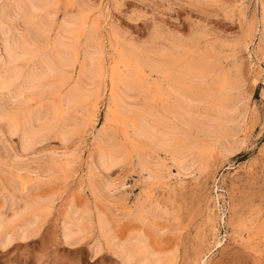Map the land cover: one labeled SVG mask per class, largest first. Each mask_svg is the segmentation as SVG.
Instances as JSON below:
<instances>
[{
  "label": "rangeland",
  "instance_id": "obj_1",
  "mask_svg": "<svg viewBox=\"0 0 264 264\" xmlns=\"http://www.w3.org/2000/svg\"><path fill=\"white\" fill-rule=\"evenodd\" d=\"M0 1L2 2H0L1 6L3 5V2L7 6H9L13 2L12 0ZM51 1H45V6L48 11L53 10L52 12L55 14L54 22L52 24V27H50L46 31V33L45 31L42 32L43 35L39 31L40 20H43V13H37V15H35L36 18H33L31 20L32 24L35 22L34 25H32L29 21L30 19L25 20V18L19 15L18 12V14L16 13L11 17L12 21L16 23V25L27 29L23 30V28L18 27L19 31L24 33V36L25 34L28 35V33H30V35H26L25 37L27 40L29 39L31 43L35 40V42H33L31 45L34 55H41V53H44L43 55H41L42 58L45 55L50 57L55 53L56 55H59V53H57V50H54V46L52 43L53 39H56L58 36L57 32H55V28L57 31V26L59 25L60 19L62 18V16L67 14H82L84 16H87L89 24L93 22V18H96L98 20L97 24L95 23L97 20L94 22L97 26L100 25L98 28L95 27L96 25H92V29H96L94 30V32L98 34V37L96 36L97 39H94V44L98 43L103 49L105 48L104 64L106 68H108L110 65H114L117 69V72L121 73L120 75H122L123 73V75L128 78L129 73L131 75L133 71L137 70L133 68L134 65L136 68L139 69L138 66L140 65V67H142V64H144L139 62V65H137V61H135V58L133 57V59L131 60L132 57L128 55V53H126L125 58H123L122 61L126 62H123L125 65L128 63L129 66L126 65L127 68H125L124 65L121 66L123 63L117 62L118 60H116V55H110L111 52L109 50L108 39L109 37L113 36V34H116V36L118 34L116 39L119 40V42L121 41L119 43L121 48H129V46L131 47L133 44V46H136L134 48H138L141 53L139 57L142 58L143 56H145V58H147L148 55L149 60L152 59L153 55H156V50L157 52L160 51L162 53V50L166 49V47H168L169 45L179 46L184 44L182 47L185 48V50H188L186 52V55L189 52L187 58H189L188 56H191L190 59L195 58V60L200 61L198 56H200V58L203 57L206 59L208 55L211 54L209 56L210 61L213 59L212 62H216V64L214 63L215 65L220 64L219 67L221 68V70L223 69L222 72L226 71L223 73L226 76H229L230 80L232 81L231 84L227 86L228 88L226 93L219 95L221 101L223 100L222 102H226L227 104L241 102L245 106L247 105V109H245L246 107L244 105L242 106L240 103V107L242 106L241 110H243L242 112L246 110L247 111L246 114H241V110L239 111V113L241 114V116L239 115L238 117L239 119L237 118L239 128H237L238 126L235 123L227 130L230 131L231 129L232 132H235L234 134L237 135L232 136L233 133L230 134V132L224 133L223 131H215L217 133H214V137L211 136L212 138H207L206 136V139L208 140L207 141L204 138L205 136L203 138L201 137L204 135L202 134V132L198 131V133L201 134H199L200 137H198V134L196 133L192 134L194 133V130L193 132H191L192 136L197 135L195 137L199 139H205L206 143L208 142L207 144H204L205 141H203V145L205 147V149L203 147L205 153L203 156L205 157V155H207L206 157L209 158L204 164H206L205 166L208 165V167L206 168L204 167V164H200L203 162V160H206V157L203 159V156L198 157L199 160H197H201L202 162L200 161V163H198L197 161H195L193 164L196 167H193V165L191 166L196 170L189 167L188 172L185 171V173H183L184 175L186 174V177L183 176V174L181 173V175L183 176L182 178H180L181 175L179 173H177L178 177L176 176L177 174H175V181L177 179H183L180 181V183L179 180H177L176 182L174 181L175 176L171 178L172 174L176 173L178 169L176 168V166L174 167V165H172V162H170L171 160L168 158L170 157L168 152L166 153L165 149H153L154 144L152 143H148L152 146V148L151 146L149 147L147 142L144 143V139H137L139 138V136L136 137V139L131 138L134 136L132 133L133 131L131 130V132L129 130V128L131 127L128 126V121L125 122L126 119L124 118L126 117L128 119H131L134 116L133 119H135V115H137L136 117L138 118H142L145 116L144 118L149 121L153 117H155L153 118L154 120L149 121V123L156 125L155 120L158 119V121H160L161 119H163L161 121L164 124L171 123L174 126V124L177 123L175 125H180L179 127L182 128V126L184 125H182L179 120H177L179 118L177 116V118L174 117L176 114L173 111L175 110L169 107V109L173 110L171 112V110L169 111L166 107V105L171 102V100H168V98H166L165 100L159 95L158 98H154L155 100L157 99L159 103H167L164 104V108L163 105L158 104V102H156L157 100L154 101L152 99L154 102L153 105L152 102H150V99L148 100L147 96L142 97L141 95H139L140 97L138 96L136 97L138 99H136L133 95L135 98V102H133L134 98L132 97V102L131 100H127V103H130L131 105L132 103H134L133 108L137 107V110L135 112L139 111L140 108L143 109V107H145L146 109H143V111L141 110L142 112H144L145 115H142L143 113H140V111L139 113H135V115H132V110L135 109H132L131 107L132 117H130V113H128L126 116L120 114L119 112H117V114L119 113L118 115L114 112H109V114L107 113V96L109 93V91L107 90L103 91V96L101 94L103 99L101 96L95 98L90 97L89 99H86L84 101L73 103L75 107L72 104V106L70 104H63L62 95H60L61 93L50 94V92H42V94L41 92H38L37 94H22L21 96H12L11 98H14L12 100L10 98L11 95L7 96L9 92H7L6 90H4V92L0 90V96H5L9 102L10 100L12 101V104L14 106L12 105L11 108L13 110L11 109V112L16 113L14 115L15 117L19 116V118L17 119L21 120V118L23 116L25 117V115L31 113L35 114L36 111L41 109L44 110L45 108L47 109V107L49 108L52 105V108L57 111L54 112L55 114L52 120L55 121L54 123L58 122L57 124H55V126L52 127L54 129V131H51L52 133L50 132V129L52 128L48 130L49 132L47 131L48 135L46 134V139H44V142L42 140L41 142L37 143L40 144L41 147L37 146L36 144V146L31 147L32 151L30 149L29 151L25 150L26 152L22 151L25 152L23 153V155L22 152H20L22 148H20L21 144L20 137L18 134L19 132L12 134L14 137L8 132L12 136L11 137L7 134V124L5 123L7 120H3L4 122H2L1 120L0 122V210L3 208L0 211V214H4V208L6 207L5 204H7V200L10 196V200L15 199V201H17L19 199L20 202L23 200H26L25 202L28 203L31 202L30 204L32 205V207L33 205L35 206L32 208L33 212H35L36 208L37 210L40 209L38 211H41L42 209L41 212H38L37 210L36 212L39 213L40 219L43 217L41 220L39 219L40 224H38V228L35 234L33 235L34 237L31 236L30 240L28 239L23 242L15 241L11 245H9L8 248L3 249V251L2 249H0V264H120L119 261L115 257H113L111 253H109V250L108 256H96V258L94 257L93 259H90L91 257L89 255V240L87 239L72 247H68L61 242V227H59V224L61 220L63 221L69 216L75 214L73 212L74 206L77 207L75 208V210L79 208L77 211L74 210L76 214L82 215V213L86 212L82 216H86L88 215V213L91 215L86 217L88 218V220H90L91 226L93 227L92 229H94L95 231L98 230V221L100 220L102 223L104 222L103 224L105 226L106 231L108 230V228H110L113 232H109V234L111 233V235L113 234L117 236V238L120 240L123 238L125 239L126 237V239L129 238L133 240L131 237L134 236V239H139L143 243L146 242L145 245L147 244L149 246H146V249H148L149 251L153 250L152 252L159 253V255L161 254L164 260L166 259L165 261H167L169 264H264V42H261V40L264 41V0H70L71 2L68 0H63V2L62 0H54L53 2ZM48 3L50 6L48 5ZM52 4L55 5L53 6ZM76 5L78 9L76 8ZM51 6L53 7L51 8ZM89 12H91L92 14H89ZM23 24L25 26H23ZM29 28H33L31 29V32H29ZM99 28L101 29V31H99ZM259 30L263 33H260ZM152 34L155 36L152 37ZM105 35L108 39L104 37ZM154 37L155 39L157 38V40H155ZM259 37H261V39ZM162 38L164 39V41L160 42L163 40ZM149 39L150 41L154 39V41L151 42H156L161 45L159 50L154 48L155 44L151 43ZM83 40L84 37L77 42V61L72 70L70 81L78 80L77 75H79L78 71L80 70L78 65H81L82 55L85 53L84 50L86 49L84 48L85 45ZM100 40H102V43H100ZM123 40L126 42H124ZM49 41L51 44L49 43ZM173 41L175 43H172ZM102 44L104 45V47ZM121 44L124 46H122ZM79 45L84 47L81 48V46L79 47ZM188 45H191L192 47L189 46V48ZM194 45H196V50H194ZM45 47L49 48L46 50ZM199 47L201 49V52L200 49L198 50ZM217 51L218 53H214ZM52 52L53 54H51ZM195 52L199 55H196ZM191 53H194V56L191 55ZM203 54L205 55V57L203 56ZM108 55L113 56L112 59H110ZM213 56H216V59ZM217 57L218 59H220L221 62L218 63ZM126 58L128 59L126 60ZM133 60L135 63H133ZM226 65L227 67H224ZM128 67L131 69H129ZM224 68L226 70H224ZM232 68L235 71H231ZM130 70L133 71L131 72ZM143 71L147 72L146 68L143 67ZM66 74L68 75V72H66ZM148 78L149 80L151 79V82L155 83V79H153V77L150 76ZM234 79L236 83L233 81ZM236 79L240 81H237ZM149 80L148 82L150 84ZM237 82H240V84H238ZM154 83H152L151 86ZM203 84L205 85V83ZM203 84L202 86H204ZM233 85L235 87H233ZM239 85L241 87H239ZM237 87L240 89L239 93L238 90L236 91ZM242 89L245 91H243ZM233 90L236 92H232ZM241 90L243 91V93ZM243 94L245 96H243ZM50 95L54 99L50 98ZM226 95L229 98L228 100L226 99ZM30 96L36 97L33 98L34 101ZM219 96H214L216 103L220 100V98L218 100ZM29 98L30 100H28ZM142 99H144V101ZM163 99L165 101H163ZM140 100H142L144 103L146 102L145 104L148 103L147 107L146 105H144V103L143 105H141L142 103ZM31 101L33 103L28 104V102ZM51 101L53 103H51ZM85 102L87 103L85 104ZM54 103H58L56 104L58 108L55 106ZM15 104H19L17 105L18 108L15 106ZM137 104L140 105V107L135 106ZM27 105L29 107H31L32 105H37V107L33 106L34 108L31 107L32 109L30 108V110L27 111ZM65 105L69 106V108ZM159 105H161L163 109H167L168 112L166 111L164 113L165 110L162 111V107H160ZM59 106L61 107V110L59 109ZM153 106L155 107L154 110L157 109V111H150L151 107L153 108ZM19 107H22V109L25 108L26 110L21 109L22 113H20ZM160 108L161 110H159ZM59 110L60 112H58ZM98 110L100 111V113ZM24 111L28 112V114H26V112ZM69 112L71 114H69ZM155 112H157L156 114L159 113V116L161 112L164 114H161V117H157L156 114H153V116L152 113ZM63 113H65L66 115L64 116ZM112 113L115 114V116ZM148 114H151L152 116ZM61 115L63 117H61ZM116 115L118 117H116ZM119 115L124 116L123 118L125 120H122H124L125 123L120 120ZM163 115L169 116H165V118L163 117ZM242 115L245 116V119L242 118ZM59 117L60 120L62 118V120L67 121H63L64 123L60 120L57 121L56 119H59ZM91 118H94L95 120ZM240 118L242 120L244 119V122H242L241 125L239 121L241 120ZM164 119L166 120L164 121ZM172 120L176 121L172 122ZM82 121L85 122L82 123ZM158 121L157 124L161 122ZM177 121L179 122V125ZM74 123L76 126L74 125ZM121 123L123 124L122 127H125V129L128 126V128L126 129L127 131L121 128ZM66 124L69 126L74 125L73 129L74 127L78 126L74 130H72V132L74 131V133H76L78 137L76 136L77 138H74L75 134L70 132L72 133L70 134L72 138L69 135L70 137H67L65 139L66 141L63 142L62 139H58L61 137L59 131L63 126H67ZM85 124L89 127L85 126ZM60 125L61 128L59 129L58 126ZM91 125L95 128H93ZM234 126H236L235 128L239 130V132H236L235 128V130L232 129ZM106 128H108L109 130ZM79 129L82 130L80 131ZM102 129L103 131L106 129L104 133L107 135L104 137ZM96 130H99L101 135ZM110 130H112V132ZM78 131L79 134H84L78 135ZM114 132H116V134ZM129 132H131L132 134ZM112 133H114L113 136ZM228 133L229 135H231V137L228 135ZM93 134H96L98 138L97 141L95 138L96 136L94 137ZM216 134H218V136H216ZM220 135H222L223 137H221ZM226 135H228V138ZM92 136L95 141L91 139ZM99 136H102L103 139ZM108 136L112 141L108 140ZM17 137L19 138V140ZM229 137L231 139L234 138L233 141ZM113 138L115 140H113ZM216 138L219 139L216 140ZM48 139L49 141H47ZM104 139L108 141V143H106ZM119 140L122 141V144ZM223 140H225L226 142ZM228 140L232 141L233 143H230V141L228 142ZM60 141L62 142L63 146L61 145V143L59 145L58 142ZM98 141H101V145H98ZM95 142L97 145L95 144ZM102 142L105 144L103 145ZM63 143H65V145ZM226 143H228V145L230 144L229 146L231 147V152L226 153L227 156H225L223 154V151H221L220 149L221 147L224 150V148H226L225 146H227ZM110 144L115 147L120 146L121 149L125 151L127 149L126 153L128 155L125 156L126 160L125 158L121 160V162H123L122 164L120 162L119 166L115 165L116 167L114 166L110 168V171L105 170L107 171V174L103 171L104 169L102 170L101 168H98L100 166H98L97 162H95V160L98 161V154H96L98 152L95 151L99 149V146H108ZM124 144L126 146V149L124 148ZM1 145L4 147H2ZM133 145L135 149L136 147H138V149L134 150ZM205 145H208V148ZM143 146V149L146 152L141 149ZM146 146L149 149H145L147 148ZM212 146L215 147V151L212 150ZM229 146L225 149L226 151H230L228 149ZM2 150L4 151V154L2 153ZM140 150H142V153ZM232 150L234 151L232 152ZM221 152L223 155L221 154ZM132 153H134L135 155ZM136 153L138 155L145 156L147 159H149L150 166L154 164L152 165L153 168L155 166V169L161 168L158 171L161 173L159 174V176L161 175V181L158 177V179L156 180V184L153 186L154 188L151 186L154 182L151 183L152 181H150V186L148 187L149 181H145V176H140V172L138 173L139 168H136V161L138 156L136 157ZM7 155L8 157L10 155V158H7ZM209 156L211 157V159ZM223 156H225L226 158H224ZM21 157H23L24 159H21ZM27 157L29 161L30 159L33 160L35 157L36 159H39H34L33 161L31 160L29 162L28 160H26ZM19 158L21 159L22 163ZM7 159L10 160L7 162ZM11 159L16 163H13ZM17 159H19L21 164L17 163ZM1 162L5 164L7 162V165L2 164ZM11 162L14 164V166H12L13 164ZM28 163L29 165H27ZM90 164L95 165H93V168L96 167L95 170L99 169L97 170L98 172H100L99 175L96 173L97 171L95 172L94 169L91 168L92 165ZM34 165H37L35 172L33 171L35 169ZM39 165H43L45 167L43 168ZM158 165H160V168ZM170 165L171 167H169ZM198 165H201L202 167ZM25 166H28V169ZM52 166L54 167V169ZM37 167L41 169H38ZM70 167L71 169H69ZM173 167L175 170H173ZM197 167L198 169H202V171L200 169L198 171ZM133 168L136 169L134 170ZM166 168L170 169V171L166 170ZM29 169H32V172H30ZM48 169L51 171L47 173V171H49ZM44 171L46 172L45 174ZM196 171L200 173L198 174L196 173ZM189 172L192 173L190 174ZM33 173L36 175H34ZM91 173L93 174L91 175ZM103 173L106 175H104ZM188 173L189 175H187ZM87 174V177H89L90 175V177L95 180L93 181L91 179V184L89 181L90 177L88 179L85 176ZM166 177L167 179L165 180ZM168 178L172 180L170 181ZM83 179L86 180L84 181ZM96 180L98 183L96 182ZM158 180L161 183L159 182L158 184ZM86 181L89 182L87 183ZM84 183H86V185ZM107 184L108 186L110 185L111 188L110 190L108 189V191L106 190L108 192L107 196L110 197H108L109 199L107 198V196H105L107 193L103 192V194L101 192L103 187L107 189ZM144 184L146 185V187H144ZM156 186L158 188L160 186L161 187L157 190ZM162 187L163 189L161 190ZM1 193L3 194L2 197H6L7 195V200L4 197L6 203L5 200L3 203V200L1 199ZM8 193L14 194L15 196H13L16 198H13L12 194L8 196ZM21 197H29V199L31 200H29L28 198L22 199ZM33 199H35L36 201ZM42 199L44 202L42 201ZM37 201H39V203ZM45 202L46 204L48 202V207L44 205ZM35 203H37V205ZM39 205L41 206V208L39 207ZM69 206H72V208H70ZM80 208H82L83 210L85 209L87 211L84 212ZM69 209H72L71 211L73 213H71L70 211V214ZM65 212L67 213L64 214ZM41 213L44 215H42ZM26 214L27 215H25V218H28L30 214ZM106 224H108L107 227ZM39 226L41 228H39ZM139 234L142 236H140L141 239L139 237ZM81 243H84L85 246L79 248V245ZM168 257L169 259H171L169 260ZM50 259H53V261H50Z\"/></svg>",
  "mask_w": 264,
  "mask_h": 264
},
{
  "label": "bare ground",
  "instance_id": "obj_2",
  "mask_svg": "<svg viewBox=\"0 0 264 264\" xmlns=\"http://www.w3.org/2000/svg\"><path fill=\"white\" fill-rule=\"evenodd\" d=\"M12 1L13 2L9 6H7L6 4H4V2H3V5L2 6L0 5V90H2L3 92H4V90H6L7 92H9L8 93L9 95L7 93L6 94H7V96H10L11 95L10 98L12 96L13 97L14 96H19V95L21 96L22 94L23 95H27V94H31V93H36L37 94L38 92H41V93L42 92L43 93L44 92H50V94H60L61 93L60 95H62V102H63V104H67V105H69V104L71 105L72 104L73 105V103H76V102H79V101H84L86 99H89L90 97H94V98L95 97H99V96H101V94L103 93L104 90H107V91H109L108 96H107V98H108V100H107V109H106L107 113L109 114V112H114V113L117 114V112H119L120 114H122L124 116H126L128 113H130V117H132L131 116V114H132L131 107H132V109H135V110H132L133 111V114L132 115H135V113L136 114L139 113V111L141 113L143 111V109H146L145 107H143V109L140 108L139 111L135 112L137 110L136 109L137 107L133 108L134 107V105H133L134 103H132V105L130 103H127V100L128 101L131 100V102H132V97L134 98V96H135V98H136L139 95H141L142 97H144V96L146 97L147 96L148 100L150 99V102H152V104L154 103L153 100L154 101L157 100V99L155 100L154 98H158V95L161 98H164L165 100H166V98H168V100H171V102L170 101L169 102L171 103L172 106L170 105V103L169 104L164 103V104L170 105V106H167L166 105V107H167V109L169 111L171 110V109H169V107H171L173 110H175V111L171 110V112L172 111L175 112L176 115L174 114L175 115L174 117L175 118L178 117L179 119H177V120H179V122L182 125H184V126H182V128L179 127L180 125H179V122L178 121L177 122H178V125L179 126L175 125L177 123H175L174 126H173V124H171V123L164 124L161 121V120H163L161 118H160L161 119L160 120L161 122L158 121V119L155 120L156 121V125L149 123V121H153L154 120L153 118H155V117H153L152 119L149 117L151 119L149 121L144 118L145 116L144 117L141 116L142 118H138V117H136L137 115H135V119H133L134 116L131 119L130 118L128 119V118H126V117H124L122 115H119L120 116L119 118H120V120L122 122H124L125 119H126L125 122L128 121L127 122L128 123V126H130L132 128V129L129 128V130L130 131L132 130L133 132L132 131L131 132L134 135V136L132 135L133 137H131V138L136 139V137L139 136V138H137V139H140V138L144 139L145 140L144 143L147 142V144L148 143L154 144L153 145V149H155V148H156V150L157 149L158 150H160V149L161 150L162 149L164 150L165 149L166 150V153L168 152V154L170 155V157H168L171 160L170 162H172V165H174V167L176 166V168L178 169L177 170L178 172L176 171V173L172 174L171 178L174 177L175 174H177V173H179L181 175V173L183 174V173H185V171L188 172L189 167L190 168L196 167L193 164L195 161H197L198 163H200L201 160L198 161L199 160L198 157H202L205 154L204 153L205 147L203 145V143H204L203 141H205L204 144H207L208 143V142L206 143V140H207L206 139V136H207V138H212V137H214L213 136L214 133L222 132V131L224 133L225 132H230V134H231V133H233L232 130L231 129H230V131H227V130L233 124H235V123L238 126L237 128H239V123H237V121L239 119L238 117H239V115L241 116V114H244V113L246 114V111L247 110L244 111V112H242L243 110H241L242 109L241 107L244 104H242L241 102L240 103H241L242 106L240 107V103L239 102H234L233 104H227L226 102L223 103L222 102L223 100L221 101V98H220L219 95L226 93L227 88H228L227 86L230 85L232 81L230 80L229 76H226L223 73V72H226V71H223L222 72L223 69L221 70V68L219 67L220 64L219 65L218 64L215 65L216 62H212L213 59L210 61V57L209 56L211 54L208 55L209 60H208V57L205 59L203 57L200 58V56H198L199 59H200V61H198V60H195V58L194 59H192V58L190 59L191 56H188L189 58H187V55L189 54V52L186 55V52L188 50H185V48L182 47L184 44L183 45H179V46L169 45L168 47H166V49H163L162 50V53L160 51H159L160 52L159 53L156 50L155 51L156 52V55L154 56L152 54L154 57L152 56V59L149 60L148 59L149 58L148 55H147V58H145V56H143L144 58L143 57L142 58L139 57L141 55V53L138 50V48L137 49L134 48L136 46H133L132 43H130V44H132V46L131 47L129 46V48H127V47L126 48H121L120 45H119V43L121 41L119 42V40L116 39V37L118 36V34H117V36H116V34L115 35L113 34V36L109 37V39L106 38V35H105L104 37L109 40L108 41V44H109V50L111 52V53L110 52L109 53H110V55H116V60H118L117 61L118 63H123L124 62L122 60H123V58H125V54L126 53H128V55H130L132 57V58L130 57L131 60L133 59V57L135 58V61H137L136 62L137 65H139L138 64L139 62L144 63V64H142V67H140V65L138 66L139 69L136 68L135 65H134V67L132 66L134 69H137V70L133 71L134 69L132 68L133 69L132 70L133 73H131V75H130L129 72L131 70L129 72H127V73H129L128 78H127L125 75H123V73H122V75H120L121 73L120 72H117V69H116V67L114 65H110L108 68L105 67V64H104V58H105L104 57L105 56L104 55V51H105L104 49L105 48L103 49L98 43L94 44V39L96 38V36L98 37V34H96V32H94V30H96V29L93 30L92 29L93 28L92 25L95 26L97 24L98 20L96 18H93V22H91L92 24L91 23L89 24L88 23L87 16H84L82 14H75V15H68L67 14V15L62 16V18L60 19L59 25L57 26L58 27L57 28V31H56V28H55V32H57V35L58 36H57L56 39H53V43H52L53 46H54L53 47L54 50H57V53H59V55L58 54L56 55V53H55L54 55H51L50 57L45 55L42 58L41 55H43L44 53L43 54L41 53V55H34V52H33V49L31 47V45H32L33 42H35V40L34 41L32 40L33 41L32 43H31V41L29 39L27 40L25 38L27 34H25V36H24V33H22L21 31H19V28H23V27H19L18 25H16V23H14L12 21L11 17L18 12L19 15H21L23 18H25V20L26 19L27 20L30 19L29 21L31 22V20L33 18H36L35 15H37V13H40L41 12V13H43V20L40 18L42 21L40 20L39 31H40V33H42L43 31H45V33H46V31L50 27H52V24L54 22V16H55V14L52 12L53 10L52 11H48L46 9V6H45V1L50 2L51 0H12ZM53 1L54 0H52L51 2H53ZM68 1H70V0H68ZM76 1H78V0H76ZM62 2H63V0H62ZM62 2H61V5H62ZM48 5H49V3H48ZM53 6H51V8ZM263 7H264V5H263ZM76 8H77V5H76ZM99 9H100V7H99ZM95 11H97V10H95ZM91 12H89V14H92L93 13V12L92 13ZM41 17H42V15H41ZM90 21H91V18H90ZM34 23L32 24V22H31L32 25H34ZM260 24H262V23H260ZM37 25H38V23H37ZM23 26H25V25L23 24ZM99 26L96 25L95 27L98 28ZM263 26H264V24H263ZM35 27H36V25H35ZM33 28H34V26H33ZM33 28H31V29H33ZM24 29L25 28H23V30ZM31 29H30L29 32H31ZM25 30H27V29H25ZM99 31H101V29ZM99 31H97V32H99ZM261 31H262V29H261ZM261 31H260V33H263ZM24 32H27V31H24ZM28 35H30V33H28ZM42 35H43V33H42ZM153 36H155V35L152 34V37ZM83 37H84V40L83 41H84L85 47L84 46H81V45H79V47L81 46V48L84 47L86 49L84 50L85 53L84 54L82 53L83 54L82 55V61L80 60L81 61V65L80 64L78 65L79 66V69H80L79 71L77 70L79 72V75H77L78 76V78H77L78 80H74V81L71 80L70 81L72 70H73L74 65L76 64V61H77L76 60L77 59L76 58L77 57L76 50H77V47H78L77 46V42L80 41ZM47 38H48V36H47ZM259 38L261 39V37H259ZM101 39H102V36H101ZM154 39H155V37H154ZM154 39L151 40V41H154ZM158 39H159V37H158ZM162 39H160V40H162ZM41 40H42V38H41ZM155 40H157V38ZM100 41H101L100 43H102V40H100ZM149 41H150V39H149ZM163 41H164V39L162 41H160V42H163ZM124 42H126V41H124ZM261 42L263 43L264 41L261 40ZM49 43H50V41H49ZM103 43H104V41H103ZM151 43H153V42H151ZM172 43H175V42L173 41ZM153 44H155V47H154L155 49H158L159 50V48L161 47V45L159 43L154 42ZM167 44H169V43H167ZM180 44H182V43H180ZM82 45H83V43H82ZM177 45H178V43H177ZM191 45H192V43H191ZM191 45H188V47L189 46L192 47ZM122 46H124V45H122ZM195 46L196 45H194L193 47H195ZM103 47H104V45H103ZM48 48H46V50ZM53 48H51V49H53ZM143 48H145V47H143ZM164 48H165V46H164ZM196 49L197 48L195 47L194 50H196ZM199 49H200V47L198 48V50ZM51 51H53V50H51ZM200 52H201V49H200ZM214 53H218V51L217 52H214ZM51 54H53V52ZM193 54L191 53V55H193ZM195 54L196 55H199L196 52H195ZM110 55H108V56L110 57V59H112L113 56H110ZM203 56L205 57L204 54H203ZM79 57H81V56H79ZM127 59L128 58H126V60ZM217 59H218V57H217ZM127 62H129V61H127ZM219 62H221L220 59H218V63ZM124 63H126V62H124ZM124 63L121 66L124 65L125 68H127L126 65H128V63L126 65ZM133 63H135L134 60H133ZM133 63H132V65H133ZM143 67L146 68V71L147 72H144L143 71ZM224 67H227V65L224 66ZM129 69H131V68H129ZM224 70H226V69L224 68ZM120 71H121V68H120ZM231 71H235V70H233V68H232ZM66 72H68V75L66 74ZM76 74H78V73H76ZM123 76H125V77H123ZM150 76L153 77V79H155L154 80L155 83L154 82H151V79L149 80L148 77H150ZM148 80L150 81V84H149ZM233 81L235 82V79ZM237 81H240V80H237ZM70 82H71V84H70ZM152 83H154V84L151 86ZM203 83H205V85ZM202 84L204 86H202ZM238 84H240V82ZM233 87H235V86L233 85ZM239 87H241V86L239 85ZM237 88H236V91L238 90V93H239V90L240 89L239 88L237 89ZM234 90L232 92H236ZM243 91H245V90H243ZM243 91H242V93H243ZM238 93H237V95H238ZM156 95H157V97H156ZM215 95H218L219 96L218 97V100L220 98V100L217 101V103L215 102V99H214V96ZM102 96H103V94H102ZM234 96H236V95H234ZM243 96H245V95L243 94ZM226 97H227V95H226ZM22 98H24V97H22ZM25 98H27V97H25ZM31 98L33 99V98H36V97H31ZM46 98H47V96H46ZM50 98H52V96ZM135 98L133 99V102H135L134 101ZM11 99L13 100L14 98H11ZM52 99H54V98H52ZM102 99H103V97H102ZM136 99H138V98H136ZM164 99H163V101H165ZM222 99H224V98H222ZM226 99L228 100L229 98L227 97ZM28 100H30V98ZM142 100L144 101V99H142ZM142 100H140L141 103H142L141 105H143V103H144ZM235 100H238V99H235ZM242 100H243V98H242ZM26 101H27V99H26ZM33 101H34V99H33ZM37 101H38V99H37ZM10 102L8 101V99L5 96H2V95L0 96V122H1V120H2V122H4L3 120H7L5 122L7 124V126L6 125L5 126H6V128L8 130L7 131V134L8 135H10V134L12 135V134H15V133L19 132L18 134H19V137H20L21 147L20 146H18V147H20V148L23 149V150L21 149L20 152L25 151V150H28L29 151V149L31 150V147L36 146V144L39 143V142H41L42 140L44 142V139H46L47 131L50 128H52L53 126H55V124L58 123L57 121L60 120V117H59V119H56L55 118L57 120L56 121L57 123H54L55 121L52 120V118H54V114H55L54 112H57V111H55L52 108V105L50 106L51 108L50 107L49 108L47 107V109L45 108L44 110H42V109L41 110H38V111L35 112V114H33V113L28 114V112L24 111L28 115H25V113H24L25 117L23 116L21 118V120H19V119H17V118H19V116L18 117H15L14 115L16 113L15 112L14 113L11 112V109H12L11 107H12L13 104H12V101L11 100H10ZM62 102H61V104H62ZM156 102H158V100ZM156 102H155V105H156ZM246 102H243V103H246ZM29 103H33V102L31 101V102H28V104ZM51 103H53V102L51 101ZM86 103L87 102H85V104ZM145 103H144V105H146V107H147V104L148 103L147 104H145ZM56 104H58V103H56ZM56 104H55V106H56ZM100 104H101V102H100ZM138 104L135 105V106H139L140 107V105H138ZM158 104H161L164 107L163 102H160V103L158 102ZM17 105H19V104H17ZM17 105L15 104L16 107H17ZM67 105H65V106H67ZM161 105H159V106L162 107ZM33 106H36L37 107V105H32L31 107L34 108ZM97 106H100V105H97ZM31 107L28 106L29 109L27 108V111L30 110ZM67 107L69 108V106H67ZM163 107H162V111L165 110V109H163ZM19 108H20V111H19V109H18V111L20 113H22L21 112L22 107H19ZM154 108H155L154 106H153V108L151 107V110L150 111H152V112L153 111H157V109L154 110ZM59 109L61 110V107L60 106H59ZM167 109L164 111V113L166 111L168 112ZM245 109H247V107ZM22 110H26V109L24 108ZM60 110L58 112H60ZM159 110H161V108ZM18 111H16V112H18ZM239 111L241 112V114L239 113ZM99 113H100V111H99ZM142 113H143L142 115H145L144 112H142ZM156 113L157 112L152 113V115L153 114L155 115ZM164 113L161 112L160 113V116L158 115L159 114L158 113V114H156V116L157 117H161V114H164ZM19 114H17V115H19ZM61 114H62V111H61ZM69 114H71V113L69 112ZM63 115L65 116L66 114L63 113ZM113 115L115 116V114H113ZM117 115H116V117H118ZM148 115H151V114H148ZM165 116L166 115H163V117H165ZM168 116L169 115H167L166 117H168ZM61 117H63V116L61 115ZM244 117L245 116H243L242 118H244ZM80 118H82V117H80ZM91 119H94V118H91ZM122 119H124V120H122ZM78 120H79V118H78ZM165 120L166 119H164V121ZM241 120H239L240 121V125H241L242 122H244L243 120L242 121ZM60 121L63 122V121H67V120H62V118H61ZM85 121H82V123H84ZM157 121L160 122L161 124L160 123L157 124ZM175 121L172 120V122H175ZM169 122H170V120H169ZM72 123H73V121H72ZM75 123H74V125H75ZM118 123H120V122H118ZM86 124H85V126H87ZM61 125L58 126L59 129L61 128ZM74 125H72V126L71 125L70 126L69 125L63 126L60 129V131H59V134H60L61 137L58 138V139H62L63 142L66 141L65 139L67 137H70L71 136L70 134L74 133V131L72 132V130H74L75 128L78 127V126L77 127H74V129H73V126ZM112 126H114V125H112ZM122 126H123V124L121 123V128L125 129V127H122ZM124 126H125V124H124ZM128 126L126 127V129L128 128ZM87 127H89V126H87ZM92 127H90V128H92ZM235 127L236 126H234L232 129L235 130L236 129ZM93 128H95V127H93ZM106 129H108V128H106ZM123 129H122V131H123ZM105 130L103 131V129H102V133H104ZM193 130H194V133H192V134H195L196 133V134H198V137H200L199 136L200 133H198V131L202 132V134H204V135L201 136V137L203 138L205 136L204 138L206 140L205 139H199V138L195 137L197 135L192 136L191 135V132H193ZM51 131H54V129L53 128L50 129V132ZM110 131L112 132V130H110ZM215 131H217V132H215ZM237 131L239 132V130L236 129V132ZM55 132H58V131H55ZM70 132H72V133H70ZM97 132H99V130ZM131 132H129V133H131ZM107 133H109V132H107ZM114 133L116 134V132H114ZM114 133H112V136H113ZM234 133H233L232 136L237 135V134H234ZM55 134H57V133H55ZM74 134H75L74 138H77L78 137L77 134L76 133H74ZM80 134H79V131H78V135H80ZM82 134H84V133H82ZM49 135H51V134H49ZM93 135H94V137L96 136V134H93ZM100 135H101V133H100ZM106 135L107 134L104 133L103 137L106 136ZM228 135H229V133H228ZM228 135H226L227 138H228ZM216 136H218V134H216ZM220 136L223 137L222 135H220ZM229 136L231 137V135H229ZM221 137H220V139H221ZM71 138H72V136H71ZM95 138H96V141H97V139H98L97 136ZM100 138H102V136ZM108 138H109V136H108ZM91 139L94 140L93 136H92ZM217 139H219V138H216V140ZM233 139H231V140L233 141ZM18 140H19V138H18ZM108 140H110V138ZM113 140H115V139L113 138ZM47 141H49V139ZM110 141H112V140H110ZM119 141L122 144V141L121 140H119ZM223 141H225V140H223ZM229 141L230 140H228V142ZM232 141H230V143ZM17 142H19V141H17ZM98 142L100 143L101 141H98ZM234 142H235V140H234ZM58 143H59V145H60V143L62 145V142L61 141L58 142ZM92 143H93V141H92ZM99 143H98V145H101V143L100 144ZM106 143H108V141H106ZM43 144H46V143H43ZM43 144H42V146H43ZM63 144L65 145V143H63ZM83 144H84V142H83ZM95 144H96V142H95ZM102 144L104 145L105 143L102 142ZM226 144H227V146H225V145L224 146L227 148L230 144L229 145H228V143H226ZM114 145H116V144H114ZM142 145H143V143H142ZM148 145H149V147L151 146L150 144H148ZM37 146H40V144H37ZM121 146H123V145H121ZM205 146L207 147L208 145H205ZM213 146H215V145H213ZM213 146L211 148H212V150L215 151V149H214L215 147H213ZM2 147H4V146H2ZM125 147L126 146L124 144V148ZM203 147H204V149H203ZM98 148L99 149H97V150L95 149L96 150L95 152H98V153H96V154H98V157H97V160L98 161L95 160V162H97V165L100 166L98 168H101L102 170L104 169L103 171L106 172V173H107V171L110 168L114 167L115 165H118L119 166V163L121 162V160L123 158H125L126 155H128L126 153L127 149L125 148L126 151L125 150H122L120 146H116L115 147V146H112L110 144L108 146L107 145H105V146H99ZM133 148H134V145H133ZM143 148H144V146L141 149L144 150ZM151 148H152V146H151ZM226 148H224V150ZM230 148L231 147L229 146L228 149L230 151H228V150L226 151L225 150L226 151L225 152L223 150V148L220 147L221 151H223V154L225 156H227L226 155L227 152H231V149ZM136 149H138V147H136ZM136 149L134 148V150H136ZM139 149H140V147H139ZM145 149H149V148L147 147ZM142 150H140L141 153H142ZM212 150H211V152H212ZM28 151H27V153H28ZM205 151H208V150H205ZM233 151L234 150H232V152ZM3 152L4 151L2 150V153ZM25 152H22V155ZM132 154H134V153H132ZM207 154H208V152H207ZM221 154H222V152H221ZM1 156H3V155H1ZM34 156H35V154H34ZM164 156H166V155H164ZM206 156L207 155H205V157ZM225 156H223V157L226 158ZM28 157H27L26 160L29 161ZM30 157H32V156H30ZM136 157H137V161L135 160L136 161V164H137V167L136 168H139L138 173L140 172L139 173L140 176H145L144 177L145 181H149L148 182V187L150 186V181H152L151 183L154 182L151 185L153 187L156 184V180L158 179V177H159V179L161 181V178H160L161 175L159 176V174H161V173L158 172L161 169L160 168V165H158L160 169H158V168L155 169L156 166L154 168L152 167V165H154V164H152L150 166V163H149L150 160L147 159L145 156H141V155H138L136 153ZM205 157L203 156L202 159L205 158ZM7 158H10V155H9V157L7 155ZM16 158H17V155H16ZM22 158L23 157H21V159ZM4 159H2V160H4ZM19 159H17L18 160L17 163L21 164L22 161L20 159V161H21V163H20ZM34 159H36V157ZM37 159H39V158H37ZM205 159L206 160H203V162L201 161L202 163H200V164H204L205 162H207V160L209 158L206 157ZM210 159H211V157H210ZM9 160L7 159L6 161L8 162ZM31 160L32 159H30V161ZM36 160H35V162H36ZM125 160H126V158H125ZM11 161L13 163L15 162L12 159H11ZM151 161H153V160H151ZM7 162H6V164L5 163H2V164L7 165ZM25 162H23V163H25ZM122 162H121V164H122ZM32 164H30V165H32ZM157 164H160V163H157ZM157 164H155V165H157ZM27 165H29V163ZM90 165H92L91 168H93V165L94 164H90ZM192 165H193V167H191ZM205 165L206 164H204V167L207 168L208 165L207 166H205ZM12 166H14V164ZM16 166H17V164H16ZM34 166H35V169L33 171L35 172L37 165H34ZM198 166H201V165H198ZM25 167H23V168H25ZM40 167H43L44 168L45 166L42 165ZM169 167H171V165ZM174 167H173V170H175ZM95 168H93L95 172L97 170H99V169L95 170ZM136 168H133V169L135 170ZM38 169H41V168H38ZM53 169H54V167H53ZM69 169H71V167ZM72 169H73V165H72ZM185 169H187V170H185ZM193 169H195V168H193ZM197 169H198V167H197ZM199 169H198V171H199ZM31 170H30V172H32ZM45 170H47V169H45ZM105 170H107V171H105ZM166 170L170 171V169H167V168H166ZM200 170L202 171V169H200ZM50 171L51 170L47 171V173L50 172ZM45 173L46 172L44 171V174ZM96 173L99 175L100 172L97 171ZM169 173H171V172H169ZM189 173L191 174L192 172H189ZM189 173L187 175H189ZM196 173L199 174L200 172H197L196 171ZM88 174L85 175V176L87 177ZM92 174L93 173H91V175ZM34 175H36V174H34ZM104 175H106V174H104ZM136 175H137V173H136ZM185 175L183 174V176H185ZM93 176H95V175H93ZM165 176H166V174H165ZM176 176L178 177V174ZM176 176L174 178V181L176 179ZM183 176L181 175L180 178H182ZM89 177H90V175H89ZM89 177H87V178L89 179ZM94 178H96V177H94ZM91 179L93 180V178L90 177V180H89L90 181V184H91ZM162 179H164V178H162ZM166 179H167V177L165 178V180ZM169 180L171 181L172 179H169ZM177 180H179V179H177ZM181 180H183V179H181ZM181 180H179V182ZM93 181H95V180H93ZM160 181L159 180L157 181L158 184H159ZM96 182H97V180H96ZM84 184L86 185V183H84ZM146 184H147V182H146ZM107 186H108V184H107ZM97 187H98V185H97ZM97 187H95V188H97ZM144 187H146V185ZM163 187L161 188V190L163 189ZM99 188H100V186H99ZM103 188H102V190L100 188V190H101L102 193L103 192L104 193H107L105 195V196H107L108 195V192H107L108 189L109 190L111 189L110 188V185L108 187H106L107 189L104 188L105 191L107 190L106 192L103 190ZM156 188H157V190L159 189L157 186H156ZM154 191H155V189H154ZM11 194L12 193H10V194L8 193V196L11 195ZM2 195L3 194L1 193V199L3 200V203H4L5 198H6V200L8 198H7V195H6V197L4 196L5 198L2 197ZM13 195L14 194H12V196ZM14 196H13V198H16ZM108 197L109 196H107V198ZM21 198L22 199H24V198L25 199L26 198L29 199V197H21ZM111 198H113V197H111ZM10 199L11 198L9 196V199L7 200V204H5L6 207L3 206V207L6 208V209L4 208V210H5L4 214H0V249H2V251H3V249L8 248V246L11 245L15 241L23 242V241H26L28 239L30 240V237L35 234V232H36V230L38 228V224H40V222H39L40 215H39L38 212H41L42 211V209H41V211H38L40 209L37 210V208H36L35 209V212H33V209L32 208L35 207V206L33 205V207H32V205L30 204L31 202L30 203L25 202L26 200L25 201L23 200V201L20 202L19 199L18 200L16 199L17 201H15V199L14 200H10ZM6 200H5V203H6ZM29 200H31V199H29ZM33 200H35V199H33ZM42 201H43V199H42ZM37 202L39 203V201H37ZM33 203H34V201H33ZM35 204L37 205V203H35ZM47 204H48V202H47ZM47 204H46V202L44 203V205H46V206H47ZM39 207L41 208L40 205H39ZM70 208H72V206ZM75 208H77V207L74 206L73 209L75 210ZM78 209H76L75 211H77ZM80 209H82V208H80ZM36 210L38 212H36ZM71 210L69 209V213H70ZM74 210H73V212L75 214L69 216L68 218H66L63 221L61 220V222L59 221L60 224H61V225L59 224V227H61L60 228L61 229L60 230L61 231L60 232L61 233L60 236H61V240H62L61 242L64 245H66L68 247H72V246H75V245L79 244L80 242H83L85 239H87V240H89V249H90V254L89 255L91 257L90 259H93L94 257L96 258V256L99 255V253L101 252V250H103L102 248L104 247L107 250H109V253H111L113 255V257H115L119 261L120 264H169L167 261H165L166 259L164 260V258L161 256V254L159 255V253L152 252L153 250H151V249H150L151 251H149L148 249H146L147 248L146 246H148L147 244L145 245L146 242L143 243L139 239H136V238L134 239V236L131 237L133 240H131L129 238L126 239L127 237L125 238L126 240L124 238L120 240V239L117 238V236H115L113 234L111 235V233H113L111 231V229L108 228V230L106 231L105 230V226L103 224L104 222L102 223L100 220L98 221V230L95 231L94 229H92L93 227L91 226V222L87 218L90 214L88 213V215H86L87 217L86 216H82V215H84L86 213L85 211H87V210H85V209L83 210L82 209L85 212V213H82V215L81 214H79V215L76 214V212ZM67 212H68V209H67ZM67 212H65L64 214H66ZM73 212L71 211V213H73ZM7 213H9V214H7ZM26 213L30 214V216H28V218H25V215H27ZM42 213H44V212H42ZM77 213H79V212H77ZM148 213H150V212H148ZM150 214H152V213H150ZM42 215H44V214H42ZM46 216H47V214H46ZM41 223H43V222H41ZM107 225L108 224H106V227H107ZM41 227H42V224H41ZM41 227L39 226V228H41ZM96 228H97V226H96ZM107 232H108V234H107ZM109 232H111V233L109 234ZM140 236L141 235L139 234V237ZM141 237H140V239H141ZM143 240H144V238H143ZM165 258H167V257H165ZM168 259H169V257H168Z\"/></svg>",
  "mask_w": 264,
  "mask_h": 264
},
{
  "label": "crops",
  "instance_id": "obj_3",
  "mask_svg": "<svg viewBox=\"0 0 264 264\" xmlns=\"http://www.w3.org/2000/svg\"><path fill=\"white\" fill-rule=\"evenodd\" d=\"M85 246V244L84 243H82V244H80L79 245V248H81V247H84ZM103 250H101V252L99 253V255H97L98 257H104V256H108V250L106 249V248H102ZM107 251V252H106ZM50 261H53V259H50Z\"/></svg>",
  "mask_w": 264,
  "mask_h": 264
}]
</instances>
